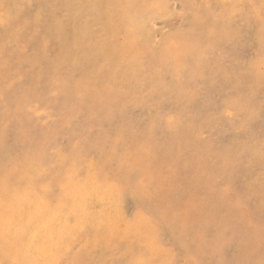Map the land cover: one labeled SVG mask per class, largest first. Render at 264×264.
<instances>
[{
    "label": "rangeland",
    "instance_id": "rangeland-1",
    "mask_svg": "<svg viewBox=\"0 0 264 264\" xmlns=\"http://www.w3.org/2000/svg\"><path fill=\"white\" fill-rule=\"evenodd\" d=\"M27 205L78 224L53 264H264V0H0V225Z\"/></svg>",
    "mask_w": 264,
    "mask_h": 264
},
{
    "label": "bare ground",
    "instance_id": "bare-ground-1",
    "mask_svg": "<svg viewBox=\"0 0 264 264\" xmlns=\"http://www.w3.org/2000/svg\"><path fill=\"white\" fill-rule=\"evenodd\" d=\"M72 196L74 198L73 200L76 201L75 203L79 205L83 203L82 208L85 210V213L89 211L91 206L89 207V204H85L87 199L83 201L85 196L83 197L80 195V192L76 190L73 191ZM37 207L38 206L35 205L34 211L30 212V206L27 205L24 208L22 206L19 214L9 215L3 218L5 225L1 222L0 234L6 237L8 242L10 240L19 239V237L21 238V244L11 255L18 264H53L57 260L56 255L58 256V253H60L65 246L64 239L71 236L78 226L76 221L70 222L67 220L65 218L67 214L59 211V208L47 210L37 209ZM24 210L27 212L29 211V215L22 216L26 213ZM4 252H6L5 247L0 248V254Z\"/></svg>",
    "mask_w": 264,
    "mask_h": 264
}]
</instances>
